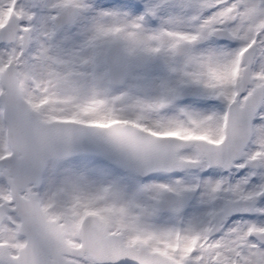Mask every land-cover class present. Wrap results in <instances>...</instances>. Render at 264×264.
Listing matches in <instances>:
<instances>
[{
    "label": "snow or ice",
    "instance_id": "6c2138e0",
    "mask_svg": "<svg viewBox=\"0 0 264 264\" xmlns=\"http://www.w3.org/2000/svg\"><path fill=\"white\" fill-rule=\"evenodd\" d=\"M0 264H264V0H0Z\"/></svg>",
    "mask_w": 264,
    "mask_h": 264
}]
</instances>
